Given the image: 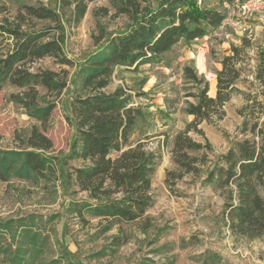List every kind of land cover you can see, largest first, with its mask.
<instances>
[{"label":"trees","instance_id":"16d2710c","mask_svg":"<svg viewBox=\"0 0 264 264\" xmlns=\"http://www.w3.org/2000/svg\"><path fill=\"white\" fill-rule=\"evenodd\" d=\"M65 1L73 4L71 18L77 23L85 14L87 3L93 0ZM108 2L114 13L124 15L127 22L116 32L101 28L93 35L96 49L77 66L70 99L74 135L69 153L61 159L50 153L53 145L44 129L69 82V71L64 66H76L64 52L63 17L56 9L37 2L25 5L9 24L0 23V32L13 38L12 47L0 55V90L5 84L16 87L18 91L10 92L9 100L39 122L32 124L24 137L18 135L20 150L0 149V181H7L11 175L33 181L57 175L70 177L87 198L72 200L69 210L85 223L86 215L98 218L97 234L116 227L104 247L114 248L130 237L121 222L134 223L143 233L152 225L146 211L154 203L152 178L158 155L141 139H130L137 119L143 116L131 88L124 84L109 92L104 88L116 67L136 69L140 64L159 62L181 39L190 42L202 37L218 27L225 16L204 0ZM101 11L107 15L109 9L101 7ZM31 19L48 20L52 25L36 29L28 25L27 20ZM251 47L250 39L243 37L239 45L232 44L230 52L222 56L214 96L208 94V81L203 74L199 75L190 65L183 67L184 78L197 87L196 92H187L184 100L183 110L193 118L170 139L169 155L174 167L164 170L163 180L172 192L176 181L185 174L202 173L203 182L223 197L221 214L231 233L247 239L264 235V45L256 47L254 58L249 55ZM44 57L53 58L60 68H33ZM235 95L243 100L236 109L241 117V138L212 160L213 146L199 125L223 119L225 104ZM190 131L198 133L203 141L194 139ZM163 143L167 144V139ZM68 159L81 163L67 172L64 165ZM8 222L14 228L19 226V232L27 230L22 221ZM12 238L14 243L9 246L0 244L7 264H25L26 256L43 246L44 241L36 231L27 240Z\"/></svg>","mask_w":264,"mask_h":264},{"label":"rangeland","instance_id":"374dc122","mask_svg":"<svg viewBox=\"0 0 264 264\" xmlns=\"http://www.w3.org/2000/svg\"><path fill=\"white\" fill-rule=\"evenodd\" d=\"M150 1L155 4L157 0ZM239 1L242 0H204L207 6L224 14L225 18L218 27L190 42L181 39L163 54L159 62L140 64L136 69L133 66L116 67L110 83L104 88L107 92L119 84L131 88L135 102L142 107L143 116L137 119L130 139H141L158 155L157 170L152 178L154 203L146 211L152 224L149 229L143 233L136 224L121 222L130 237L120 246L104 248L116 227L105 234H97L98 218L86 215L88 222L85 223L69 210L72 200L87 198L70 177L59 178L57 175L49 180L33 181L11 175L7 181H0L2 246L14 243L12 237L27 240L36 231L37 237L44 240L43 246L32 250L26 256L25 264H264V235L247 239L232 234L227 219L221 214L223 197L203 182L202 173L185 174L176 181L172 192L163 181L164 170L174 167L169 155L170 139L191 119L183 110L185 94L197 91V87L184 78L183 67L190 65L199 75L203 74L208 81V94L214 95L216 71L221 67L219 61L230 52V46L239 45L243 37L249 38L252 42L249 55L254 58L256 47L264 45V12L251 19L250 29L243 31L237 23L236 5ZM37 2L62 15L64 52L76 64L64 66L69 71V82L57 98L44 129L52 141L50 153L61 159L69 153L74 135L70 99L77 66L96 49L93 35H97L101 28L107 32L122 29L127 18L115 14L108 0L88 2L85 14L77 23L71 18L73 4L68 5L65 0H0V23L9 24L25 5ZM101 7L109 9L107 15L102 14ZM27 21L36 29L52 25L48 20ZM12 44L13 38L0 32V55L6 53ZM251 63H254L253 59ZM32 66L60 68L51 57H44ZM12 91L18 89L10 84L0 90V149L3 151L20 150L22 144L18 135L24 137L32 124L39 125L24 108L9 100ZM187 98L194 101L192 97ZM242 103L241 96H233L225 104L223 119L199 125L213 146L212 160L241 138L238 133L241 117L236 109ZM190 135L203 141L194 131H190ZM165 139L167 144L163 143ZM80 163V160L68 159L64 168L67 172L72 171ZM13 220L22 221L27 226L26 232H19L21 228H14L12 222L8 224ZM0 264H7L1 251Z\"/></svg>","mask_w":264,"mask_h":264},{"label":"built area","instance_id":"2783aa9c","mask_svg":"<svg viewBox=\"0 0 264 264\" xmlns=\"http://www.w3.org/2000/svg\"><path fill=\"white\" fill-rule=\"evenodd\" d=\"M237 23L243 31L250 29V20L264 12V0H242L236 5Z\"/></svg>","mask_w":264,"mask_h":264},{"label":"crops","instance_id":"0c3cea01","mask_svg":"<svg viewBox=\"0 0 264 264\" xmlns=\"http://www.w3.org/2000/svg\"><path fill=\"white\" fill-rule=\"evenodd\" d=\"M186 115H187V118H188V119H190V118L192 119V118H193V116L190 115V114H187V113H186ZM191 119H190V120H191Z\"/></svg>","mask_w":264,"mask_h":264},{"label":"water","instance_id":"95a60500","mask_svg":"<svg viewBox=\"0 0 264 264\" xmlns=\"http://www.w3.org/2000/svg\"><path fill=\"white\" fill-rule=\"evenodd\" d=\"M214 95H215V93H214ZM214 95H210V96H214Z\"/></svg>","mask_w":264,"mask_h":264}]
</instances>
